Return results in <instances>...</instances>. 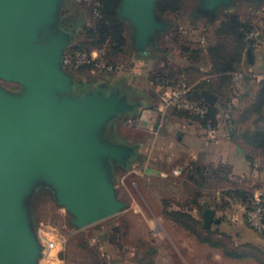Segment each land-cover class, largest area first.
Returning a JSON list of instances; mask_svg holds the SVG:
<instances>
[{
    "label": "rangeland",
    "instance_id": "obj_1",
    "mask_svg": "<svg viewBox=\"0 0 264 264\" xmlns=\"http://www.w3.org/2000/svg\"><path fill=\"white\" fill-rule=\"evenodd\" d=\"M181 2L179 13L161 14L156 0L158 16L167 28L157 34L147 52L139 50L134 44L131 24L120 19L125 24L127 45L124 53L113 59L107 56V48L89 46L94 40L90 32L96 22L97 5L92 0H63L58 26L69 15L76 25L75 31L70 32V44L64 55L89 47L94 58L104 57L91 69L79 70L65 65L64 69L74 81L86 82L89 89L102 80L113 86L120 83L124 93L147 86L145 91L154 97L155 106L159 108L164 89L150 81V75L162 70L184 68L187 65L185 59L188 56L193 58V55L184 53L181 49L183 45L194 49L199 44L207 48L209 44L226 41L232 46V40L216 34L219 22L228 15L237 14L242 21H251L255 26L251 41H254V46H264V0H235L232 5L216 10L214 17L199 9L201 0ZM196 21L201 26L207 25L198 42L193 41L194 37L189 39L186 28L188 24L194 26ZM244 56L246 60L247 50ZM179 60L184 62L179 63ZM109 72L114 73V78L107 75ZM185 77L191 83L192 73ZM243 79V70L235 73L236 84ZM0 86L11 93L23 90L21 84L2 78ZM73 94L79 96L75 90ZM256 97L246 98L235 109L231 124L237 142L254 159L264 163V140L261 136L264 135V106H255ZM140 113V116L121 113L108 125L109 137L123 144H139L136 154L126 165L113 161L109 163L116 195L125 203L117 214L78 227L74 223V215L59 204L52 185L41 180L31 188L25 205L31 228L41 246L37 264H230L226 257H222L221 251L225 256V252H232L256 259L255 248L249 243L240 244L239 238L235 239L230 234L231 227L225 226L236 218L247 222L249 208L261 201L262 196L256 194L254 187L239 181L232 172L218 164L215 165L216 173L207 176L204 172V179L199 180L196 169H189L192 162L190 156L157 141L156 137L161 134L150 131V123L143 121L145 117L148 122L154 119L149 112ZM157 114L159 116V109ZM166 118L160 121L164 123ZM162 144L164 147L161 149ZM185 163L189 165L185 166ZM237 191L244 194L240 195ZM208 211L214 213L211 224L206 219ZM215 217L227 224L216 229ZM247 226L248 236L264 234ZM199 235L210 242H218L220 246L202 242ZM208 246L218 250L213 251ZM237 264L254 262L249 260Z\"/></svg>",
    "mask_w": 264,
    "mask_h": 264
},
{
    "label": "water",
    "instance_id": "obj_2",
    "mask_svg": "<svg viewBox=\"0 0 264 264\" xmlns=\"http://www.w3.org/2000/svg\"><path fill=\"white\" fill-rule=\"evenodd\" d=\"M235 0H201L211 17ZM261 2L263 0H255ZM63 0H0V78L21 84L11 93L0 86V264H37L41 254L25 201L41 180L55 189L59 204L84 227L117 214L118 199L110 162L126 165L135 147L108 136V125L136 105L115 87L109 93L73 94L74 80L64 69L71 33L58 26ZM156 0H120L117 14L133 27L141 51L167 28ZM253 50L247 49L251 63ZM207 103L217 96L202 92ZM214 213H206L211 224Z\"/></svg>",
    "mask_w": 264,
    "mask_h": 264
},
{
    "label": "crops",
    "instance_id": "obj_3",
    "mask_svg": "<svg viewBox=\"0 0 264 264\" xmlns=\"http://www.w3.org/2000/svg\"><path fill=\"white\" fill-rule=\"evenodd\" d=\"M223 20L219 23L221 24ZM195 25L198 29V33L196 32L194 34L193 41L198 42L201 40L202 33L205 31L207 25L204 24V26H201L198 21H196ZM212 44H209L207 48L198 44L195 48L199 49L200 53L196 59L188 56L185 59L187 65H185L184 68L192 66L186 71L187 74L192 73V84H196L206 77H212V91L209 89L208 91L217 96V105L223 108L220 113V118L224 129L217 130L213 136H206L195 124L176 116L169 115L164 123L161 122L160 120L162 119L160 114L159 116L157 114L158 108L155 106L154 97L145 91L147 86H144L142 89L138 88L134 92H126L129 101L135 104L136 107L130 112L123 113H134V115L139 114L140 116L141 111L149 112L154 121L150 119L151 121L148 122L149 120L146 119L147 117H145L143 121H145L146 124L150 123V131H154V133L159 132V134H161V136H158L159 139L156 137L157 141H162L165 146H172L171 148L174 150H178L190 156L192 160V162L189 163L190 165L185 163V166L189 165V169L195 170L205 168V174L210 176L212 171L216 170L215 165L218 164L222 169H228L232 172L239 181L245 182V184L248 183L254 187L258 196H264V163L254 159L252 154L247 152L245 148L237 142L236 138H234V133L233 136H230V120H228L234 117L235 109L239 108L246 98H254L257 95L261 87V82L264 81V46L259 47L256 45L253 48L254 58L251 63H247L246 60H244L245 58L243 59L241 70L244 71V79L234 86L230 85V83L222 82L219 75L213 73V60L209 53V48ZM178 62L181 63L184 62V60H179ZM117 84H119L118 87H121L120 83ZM113 140L116 141L115 139ZM116 142L121 143V141ZM125 144L135 147V150L139 147V144H132L129 142ZM163 144L160 145L161 149L164 147ZM167 147H165V149ZM161 153L160 151L159 154ZM215 219L214 224L216 229H221L224 224L228 223L225 227H231L230 234L234 235L235 239L238 237L239 242H241L240 244L246 245L249 243L251 247H254L257 252L256 257L264 263V234H252L248 236L246 231L248 227L247 222L241 218L230 220L227 223L219 217H215ZM208 248L213 251L218 250V248L212 246H208ZM221 253L222 257H226L230 261V264L247 262L249 260L254 262V264H259L258 260L251 256L245 255L239 258H233L225 256L222 251Z\"/></svg>",
    "mask_w": 264,
    "mask_h": 264
},
{
    "label": "trees",
    "instance_id": "obj_4",
    "mask_svg": "<svg viewBox=\"0 0 264 264\" xmlns=\"http://www.w3.org/2000/svg\"><path fill=\"white\" fill-rule=\"evenodd\" d=\"M181 1L182 0H157V8L159 9V12L161 14L179 13L182 4ZM92 2L97 5V18L95 25L92 27V30L90 32V37H92L94 40L90 43L89 46L90 48H107V56H110L114 59L118 55L124 53L127 45V38L125 36V24L120 20L117 14L120 0H92ZM186 28L188 30L189 39L191 40L192 37H194V34L196 32L198 33V29L196 25L193 26L189 24ZM253 30H255V26L251 21H242L237 14L233 13L228 15L216 29V34L219 37H224L228 40L230 39L233 42L232 46H230V44L226 43V41H219L209 48V53L212 56L213 60V73L218 74L222 82L230 83V85L234 86L237 85L234 82L235 73L241 70V64L243 62L244 54L247 48L251 47L253 49L255 47L254 41L247 39V33H250ZM79 49H82L91 54V52L89 51V47ZM181 49L184 53L192 54L193 58L195 59L200 53L199 49H193L186 45L181 46ZM103 58L104 57L102 56L97 59L102 60ZM93 66V64L83 66L79 68V70H83L84 68L91 69ZM191 67L192 66H190L189 68H177L171 69L169 71L162 70L159 72H154L152 75H150V81L161 86L162 88L173 86L181 75L186 76V71ZM113 74V72H109L107 75H110V78H114ZM190 84L192 86L190 97L193 100L207 105V116L205 118H200L198 116L191 115L186 111L177 110L170 112L169 115L185 119L195 125L199 124L201 128L205 127L207 122H211L215 131L224 129L222 120L220 118V113L223 110L222 106L217 105V102L215 105H210L202 96V92L204 90L209 89L212 91V77H210L209 81L204 79L196 84ZM255 106H264V81L261 82V87L256 97ZM228 120H230V136H233L234 128L231 124L232 121L231 119ZM261 136L264 140V135L261 134ZM204 169L205 168L196 169V171L200 175L199 180L204 179ZM212 173H216V170H213ZM237 192L240 195L244 194L242 191ZM256 204L257 203L252 204L249 210L253 209ZM259 204H261L264 209V196H262ZM199 240H201L202 242H208L212 246H220L218 242H210L208 238H205L202 235H199ZM225 253L229 257H241L232 252ZM256 259L258 260L259 264H264L259 258L256 257Z\"/></svg>",
    "mask_w": 264,
    "mask_h": 264
},
{
    "label": "built area",
    "instance_id": "obj_5",
    "mask_svg": "<svg viewBox=\"0 0 264 264\" xmlns=\"http://www.w3.org/2000/svg\"><path fill=\"white\" fill-rule=\"evenodd\" d=\"M77 2H82L83 0H76ZM254 32L247 33V39L251 40L254 36ZM100 63V60L94 58L90 53L86 51H76L73 54L64 55L63 64L70 68L79 69L83 66L88 65H97ZM111 69V68H110ZM238 78V76L236 77ZM205 80L209 81L210 77H206ZM191 84L184 75H181L176 83L173 86H167L163 88L164 90L160 96V107L159 114L161 119L166 118L173 112L177 111H186L191 115L198 116L200 118H205L208 114L207 105L193 100L190 97ZM209 104V103H208ZM127 124V122H126ZM199 127L206 136H213L216 132L211 124L207 122L205 127H200L199 124L196 125ZM247 224L255 231L264 233V209L259 201L256 206L249 210L246 214Z\"/></svg>",
    "mask_w": 264,
    "mask_h": 264
},
{
    "label": "flooded vegetation",
    "instance_id": "obj_6",
    "mask_svg": "<svg viewBox=\"0 0 264 264\" xmlns=\"http://www.w3.org/2000/svg\"><path fill=\"white\" fill-rule=\"evenodd\" d=\"M59 27L61 29H64L68 32H74L76 25L74 19L69 15L66 18H63V20L60 21ZM119 84H114V86L106 80H102L100 83L94 85L93 89L87 86V83L84 81L76 82L74 81V90L77 91L79 96H82L85 94L88 90H103L105 92H109L110 90L114 89L115 87H118Z\"/></svg>",
    "mask_w": 264,
    "mask_h": 264
}]
</instances>
